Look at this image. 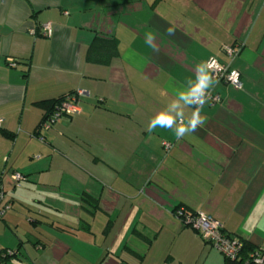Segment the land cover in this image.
Returning a JSON list of instances; mask_svg holds the SVG:
<instances>
[{"label":"crops","instance_id":"obj_1","mask_svg":"<svg viewBox=\"0 0 264 264\" xmlns=\"http://www.w3.org/2000/svg\"><path fill=\"white\" fill-rule=\"evenodd\" d=\"M96 35L118 44L108 66L86 60ZM224 47L239 53L229 61ZM212 58L242 88L215 86L221 103L182 139L148 132ZM81 91L79 114L38 132L39 103ZM0 118L13 203L0 254L17 252L4 264H224L179 207L264 250V0H0Z\"/></svg>","mask_w":264,"mask_h":264},{"label":"built area","instance_id":"obj_2","mask_svg":"<svg viewBox=\"0 0 264 264\" xmlns=\"http://www.w3.org/2000/svg\"><path fill=\"white\" fill-rule=\"evenodd\" d=\"M42 32L45 36L52 37L53 27L51 24L42 27ZM222 52L225 54L229 61H232L239 53V49L224 47ZM218 83L215 84H227L240 90L242 83L240 81V73L236 70H232L228 65L221 64L216 59L208 60ZM10 66L14 67V61H10ZM215 86L211 89L212 99L206 103L210 106L220 104L221 98L219 94L214 91ZM85 96V92H78L74 96H70L63 101L59 108H57L54 116L43 124L42 129L49 130L52 128L61 118L65 116H74L81 112L80 103L81 98ZM194 106V105H193ZM195 107V106H194ZM2 120L0 118V128L2 127ZM43 139V138H42ZM173 146L169 143H164V149L169 151ZM16 186L19 187L22 181H25V177L20 173H14L11 176ZM13 208L12 201L8 198L7 193L0 187V220L4 219L8 212ZM176 217L186 227L195 229L202 239L216 249L223 257L231 260L236 259L241 245L236 239L228 237L223 233L224 227L221 223L215 220L209 215L203 213L193 214L188 212L185 208L181 207L175 212ZM257 260H255L256 262ZM261 263V260H260Z\"/></svg>","mask_w":264,"mask_h":264},{"label":"clouds","instance_id":"obj_3","mask_svg":"<svg viewBox=\"0 0 264 264\" xmlns=\"http://www.w3.org/2000/svg\"><path fill=\"white\" fill-rule=\"evenodd\" d=\"M168 31L171 33L173 29L169 28ZM145 42L154 51H159L155 44V37L151 33L145 34ZM194 72L195 79L188 80L191 86L187 89L176 90L175 98L150 120L148 132L151 133L157 128L173 129L175 138L179 140L203 126L206 118L201 115V111L204 105L212 99L211 89L218 83V80L213 75L208 61L197 64ZM193 105L195 107L186 118L184 108ZM256 264H260L259 258H257Z\"/></svg>","mask_w":264,"mask_h":264},{"label":"trees","instance_id":"obj_4","mask_svg":"<svg viewBox=\"0 0 264 264\" xmlns=\"http://www.w3.org/2000/svg\"><path fill=\"white\" fill-rule=\"evenodd\" d=\"M118 55H119V51L116 40H114L113 38H106L100 35H96L93 38L87 50L86 60L89 63L95 65L108 66ZM74 95L76 94L73 93L56 100L39 103V106L45 111V114L38 127V132L41 131L43 124L54 116L57 108L60 107L61 103L65 101L66 98ZM223 233H225L226 236L231 237L225 232V230H223ZM236 240L240 244H242L238 252V256L234 260L224 257V264H256L255 260H257V258L261 260L260 264H264V250L258 248L253 243L247 240H243V239H236ZM0 255H1L0 256L1 260L3 261L4 264L5 262H9L11 259H14L17 256V252L5 250Z\"/></svg>","mask_w":264,"mask_h":264},{"label":"rangeland","instance_id":"obj_5","mask_svg":"<svg viewBox=\"0 0 264 264\" xmlns=\"http://www.w3.org/2000/svg\"><path fill=\"white\" fill-rule=\"evenodd\" d=\"M92 179H93V178H92ZM23 182H24V181H22V184H23ZM22 184H21V185H22ZM7 196H8V198L11 200V198H10V196H9L8 194H7ZM12 205H13V204H12ZM12 210H13V208H12ZM12 210H11V211H12ZM11 211H10V212H11ZM10 212H8V214H9Z\"/></svg>","mask_w":264,"mask_h":264}]
</instances>
